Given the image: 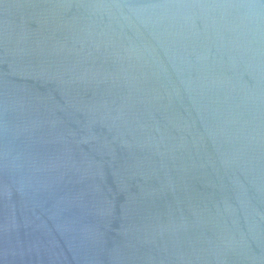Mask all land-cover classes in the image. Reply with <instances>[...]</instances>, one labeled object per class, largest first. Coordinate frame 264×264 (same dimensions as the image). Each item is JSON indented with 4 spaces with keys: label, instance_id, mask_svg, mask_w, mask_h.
I'll use <instances>...</instances> for the list:
<instances>
[{
    "label": "water",
    "instance_id": "water-1",
    "mask_svg": "<svg viewBox=\"0 0 264 264\" xmlns=\"http://www.w3.org/2000/svg\"><path fill=\"white\" fill-rule=\"evenodd\" d=\"M0 264H264V0H0Z\"/></svg>",
    "mask_w": 264,
    "mask_h": 264
}]
</instances>
